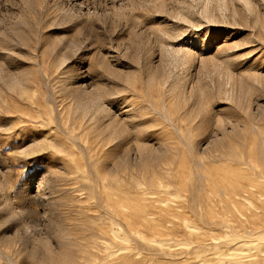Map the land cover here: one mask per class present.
<instances>
[{
	"label": "rangeland",
	"instance_id": "1",
	"mask_svg": "<svg viewBox=\"0 0 264 264\" xmlns=\"http://www.w3.org/2000/svg\"><path fill=\"white\" fill-rule=\"evenodd\" d=\"M0 264H264V0H0Z\"/></svg>",
	"mask_w": 264,
	"mask_h": 264
},
{
	"label": "bare ground",
	"instance_id": "2",
	"mask_svg": "<svg viewBox=\"0 0 264 264\" xmlns=\"http://www.w3.org/2000/svg\"><path fill=\"white\" fill-rule=\"evenodd\" d=\"M261 174V173H260ZM259 177V176H258ZM234 254H236V253H234ZM234 254H233V257L235 258V257H237V256H234ZM239 255V254H238Z\"/></svg>",
	"mask_w": 264,
	"mask_h": 264
}]
</instances>
